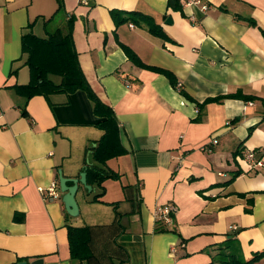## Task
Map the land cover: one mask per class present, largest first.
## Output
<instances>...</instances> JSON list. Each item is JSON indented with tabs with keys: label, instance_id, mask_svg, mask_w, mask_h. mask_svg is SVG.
<instances>
[{
	"label": "crops",
	"instance_id": "obj_1",
	"mask_svg": "<svg viewBox=\"0 0 264 264\" xmlns=\"http://www.w3.org/2000/svg\"><path fill=\"white\" fill-rule=\"evenodd\" d=\"M60 1L58 9L59 0H0V264H212L230 236L245 260L261 251L264 0H206L204 14L167 0ZM136 11L165 37L144 21H120ZM70 17L79 65L113 109L124 149L106 161L117 177L87 181L90 191L78 185L77 216L60 190L50 200L41 189L59 184L58 170L78 177L93 163L101 118L81 89L28 99L15 90L29 80L23 32H66ZM124 46L178 87L135 65ZM238 90L256 98L220 97ZM247 150L260 167L244 159ZM167 203L176 206L169 225L154 218ZM68 226L88 227V258L71 257Z\"/></svg>",
	"mask_w": 264,
	"mask_h": 264
},
{
	"label": "trees",
	"instance_id": "obj_2",
	"mask_svg": "<svg viewBox=\"0 0 264 264\" xmlns=\"http://www.w3.org/2000/svg\"><path fill=\"white\" fill-rule=\"evenodd\" d=\"M61 6L62 4L59 0L58 9ZM167 7H170L172 10H182L183 8L178 0H167ZM112 13L115 18L119 15L117 11H112ZM129 19L144 21L152 34L165 37L162 28L153 21L151 16L137 11L126 12V17L120 18V21L123 22ZM29 25L31 26L32 23ZM72 28L73 24L70 17L67 21L66 32H62L60 28L46 33L45 36H37L31 30L23 32L21 37L22 51L26 54L25 65L29 68V80L26 84L16 85L15 90L27 99L34 95L48 97L51 94L60 92L71 93L78 89L86 92L92 102L95 115L101 118L96 125L103 130V134L95 142V146H91L90 148L93 163L86 165V177L89 183H95L97 186H100L105 179L117 177V174L107 167L106 161L123 154L124 149L120 144L117 120L113 109L101 101L94 93L79 65L77 52L72 39ZM123 49L135 65L164 73L169 78L171 84L178 87L170 72L151 68L143 64L137 55L128 47L124 46ZM52 76L58 79H54ZM182 93L188 97L184 92ZM220 97L239 98L249 101L256 98L253 95H245L240 90ZM260 101L264 106V99H260ZM237 175L238 172L233 177ZM102 194L103 191L95 193L91 200H99ZM67 229L71 257L80 260L88 258L90 254L88 247V227L68 226ZM158 231H165V229L161 228ZM230 237L224 246L217 248V252L213 256L212 264H252L264 257L263 248L261 251L254 252L250 259H243L236 239L232 238L233 236Z\"/></svg>",
	"mask_w": 264,
	"mask_h": 264
},
{
	"label": "built area",
	"instance_id": "obj_3",
	"mask_svg": "<svg viewBox=\"0 0 264 264\" xmlns=\"http://www.w3.org/2000/svg\"><path fill=\"white\" fill-rule=\"evenodd\" d=\"M182 7H196L203 14L209 9V4L206 0H178ZM192 20H195V16L190 14ZM132 26V24H130ZM213 143H216L217 140L213 139ZM205 149V147H203ZM244 159L249 162L251 167H260L262 165V157L256 155L255 150H247L244 153ZM41 192L43 197L53 200L60 198L59 186L57 182H51V184L42 188ZM176 212V206L172 203H167L163 206L156 208L154 211V218L157 221H162L164 224L169 225L173 222V216ZM174 249H172L173 251Z\"/></svg>",
	"mask_w": 264,
	"mask_h": 264
},
{
	"label": "water",
	"instance_id": "obj_4",
	"mask_svg": "<svg viewBox=\"0 0 264 264\" xmlns=\"http://www.w3.org/2000/svg\"><path fill=\"white\" fill-rule=\"evenodd\" d=\"M165 22H171V18L168 16ZM58 183L59 190L62 194L61 200L66 212L71 216H77L79 214V207L76 201L78 185L82 184L87 190H92L91 185L87 183L86 170L84 169L80 172L78 177L64 176L62 171L58 170ZM37 261L41 262V259ZM19 264H26V262H20Z\"/></svg>",
	"mask_w": 264,
	"mask_h": 264
}]
</instances>
